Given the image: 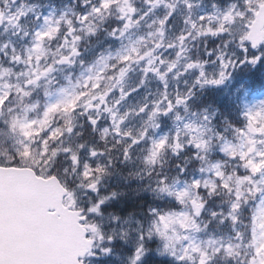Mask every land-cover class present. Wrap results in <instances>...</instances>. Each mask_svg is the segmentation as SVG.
Listing matches in <instances>:
<instances>
[{
	"label": "snow or ice",
	"instance_id": "1",
	"mask_svg": "<svg viewBox=\"0 0 264 264\" xmlns=\"http://www.w3.org/2000/svg\"><path fill=\"white\" fill-rule=\"evenodd\" d=\"M102 32L120 47L86 59ZM153 81L155 98L130 104ZM202 92L219 95L194 104ZM117 151L143 165L129 175L155 177L140 191L156 202L127 215L102 189ZM121 253L264 264V0H81L59 17L0 0V264Z\"/></svg>",
	"mask_w": 264,
	"mask_h": 264
},
{
	"label": "clouds",
	"instance_id": "2",
	"mask_svg": "<svg viewBox=\"0 0 264 264\" xmlns=\"http://www.w3.org/2000/svg\"><path fill=\"white\" fill-rule=\"evenodd\" d=\"M138 2V0H137ZM199 3L201 4H205L206 0H198ZM142 5V4H141ZM151 22V21H149ZM143 30H146V29H143ZM169 31H172V28L171 26L169 27ZM99 40H104L105 43H109V44H112L113 46H115V43L116 41H113L112 39H108L107 37V34L106 33H101V36L99 38ZM200 45L197 43V45L195 46V48L193 49V51L199 53L200 51ZM177 84L180 85L181 89L184 90V84L182 81H170V91H174ZM209 93L207 92H202V93H199V96H198V99L196 101H194V104H197V103H201L202 101H206L207 98L209 97ZM138 96H134L132 98V100H138ZM259 97H254L253 99H258ZM132 100L130 101V104H136V103H132ZM141 101H138L137 103H139ZM207 103H211V101H208ZM196 110V109H194ZM164 130L167 131L169 130V122H165V126H164ZM102 147H104L105 149H107V145H102ZM114 147H116L117 149L119 148L118 145H114ZM139 152V151H138ZM137 152V154H138ZM113 158V160L115 161V164L114 166L111 168V172H115L117 170H121V171H124V172H127V173H134L136 172V168L140 166L141 162H137V161H134V163L132 164H127V163H124L123 161L120 160V157H119V152H113L110 154ZM183 161V159H177L175 157H172L171 155H169L168 157H166V163H165V168H164V171L169 173V174H174L175 171H176V165H179L181 164V162ZM132 179L136 180V178L132 175H130ZM155 177H152V178H149L147 176L144 177V182L147 184H149L151 182L152 179H154ZM69 179H71V177H69ZM107 180V178H106ZM105 180V181H106ZM104 187L105 185L102 186V189L104 191ZM146 192H151V191H146ZM152 193V192H151ZM143 199H146L147 197H142ZM153 257L155 258L154 260H158L159 258H157L156 256L153 255ZM159 264H165L164 261L160 260L159 261Z\"/></svg>",
	"mask_w": 264,
	"mask_h": 264
},
{
	"label": "bare ground",
	"instance_id": "3",
	"mask_svg": "<svg viewBox=\"0 0 264 264\" xmlns=\"http://www.w3.org/2000/svg\"><path fill=\"white\" fill-rule=\"evenodd\" d=\"M115 212H117V206L115 207Z\"/></svg>",
	"mask_w": 264,
	"mask_h": 264
},
{
	"label": "rangeland",
	"instance_id": "4",
	"mask_svg": "<svg viewBox=\"0 0 264 264\" xmlns=\"http://www.w3.org/2000/svg\"><path fill=\"white\" fill-rule=\"evenodd\" d=\"M140 156H141V154H140ZM118 264V263H117Z\"/></svg>",
	"mask_w": 264,
	"mask_h": 264
}]
</instances>
